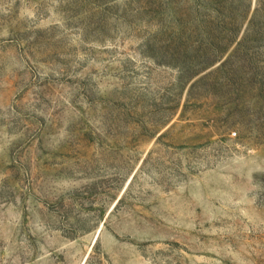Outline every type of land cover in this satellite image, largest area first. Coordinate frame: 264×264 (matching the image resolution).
Instances as JSON below:
<instances>
[{"label": "rangeland", "instance_id": "1", "mask_svg": "<svg viewBox=\"0 0 264 264\" xmlns=\"http://www.w3.org/2000/svg\"><path fill=\"white\" fill-rule=\"evenodd\" d=\"M0 264H264V0H0Z\"/></svg>", "mask_w": 264, "mask_h": 264}]
</instances>
